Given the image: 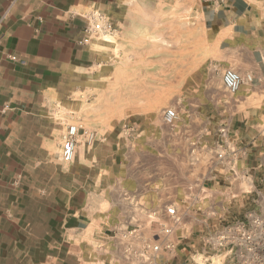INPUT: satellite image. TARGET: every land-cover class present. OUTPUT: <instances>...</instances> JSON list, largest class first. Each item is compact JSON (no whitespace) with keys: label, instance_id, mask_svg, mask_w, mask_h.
Wrapping results in <instances>:
<instances>
[{"label":"crops","instance_id":"obj_1","mask_svg":"<svg viewBox=\"0 0 264 264\" xmlns=\"http://www.w3.org/2000/svg\"><path fill=\"white\" fill-rule=\"evenodd\" d=\"M125 1L0 0V264L133 263L126 260L118 218H102L97 211L101 140L77 146L73 161L63 163L61 122L53 118L70 92L69 81L100 60L95 38L78 44L91 16L100 14L117 25L126 14ZM201 15L215 46L216 66L253 78L210 116L211 124L226 127L228 157L248 176L231 181L228 169L217 166L219 135L207 140L201 170L188 172L167 171L160 151L152 170L140 161L131 169L136 159L126 162L127 151L119 145L139 137H116L117 164L106 178L116 181L118 198L130 194L121 199L130 206L185 208L190 218L174 227L168 237L174 247L162 250L155 264H193L197 254L203 256L199 264H230L231 256L204 248L209 227L198 217L242 221L261 212L264 202V0L204 1ZM219 205L226 207L223 214L215 210ZM241 206L233 215L232 209ZM156 239L135 231L130 245L138 248L141 240Z\"/></svg>","mask_w":264,"mask_h":264},{"label":"rangeland","instance_id":"obj_2","mask_svg":"<svg viewBox=\"0 0 264 264\" xmlns=\"http://www.w3.org/2000/svg\"><path fill=\"white\" fill-rule=\"evenodd\" d=\"M122 5L126 14L120 16V23L115 25L106 17L111 32L95 37L99 62L69 81L70 92L58 102L61 106L53 118L61 122L62 139L68 130H77L78 147L84 145L80 137L83 130L101 140L103 184L98 214L118 218L119 228L135 230L152 240L163 227H172L174 220L163 213V206H130L121 200L130 194L119 198L115 194L117 183L106 176L117 164L116 137H139L119 145L123 153L127 151L126 162L136 159L131 169L140 161L152 170L160 151L165 153L167 171L201 170L207 140L219 135V127L211 124L210 116L229 95L222 86L224 70L215 64V46L201 15L203 0H126ZM166 108L178 112L171 125L162 121ZM192 152L195 156L191 159ZM219 206L214 209L223 214L224 207ZM243 207H234L233 215ZM178 212V216L187 214V209ZM204 216L198 218L209 229L222 225L214 219L205 222ZM189 219L186 215L182 221ZM201 229L207 231L205 226ZM202 259L197 254L192 263L199 264Z\"/></svg>","mask_w":264,"mask_h":264},{"label":"built area","instance_id":"obj_3","mask_svg":"<svg viewBox=\"0 0 264 264\" xmlns=\"http://www.w3.org/2000/svg\"><path fill=\"white\" fill-rule=\"evenodd\" d=\"M205 2H217L220 0H204ZM112 25L106 21L102 15L93 14L91 16V24L84 30V37L78 41L79 45H87L89 42L100 34L111 32ZM11 60H16L14 55H8ZM222 86L225 92L232 96L238 92L243 84L253 81L251 75H241L232 68H227L222 73ZM177 120V111L173 108H166L162 112V121L171 125ZM80 129V128H79ZM219 140L217 143L215 159L217 166L222 170L228 169L231 181L244 182L248 174L241 172L236 167V160L229 158L227 153V130L226 127L220 126L218 129ZM77 130L67 131L63 136L60 152V159L63 163L73 161L75 151L80 143L77 137ZM83 144L90 146L95 139V134L83 130L81 135ZM229 152H234L229 150ZM134 206H142L136 203ZM163 213L172 217L174 220L172 227H163L159 234L152 236L157 238L154 243L148 240H141L138 248L130 245V239L135 237V230H125L123 242L125 244L124 253L126 260L133 262L132 264H155L158 254L162 251L171 250L174 244L168 240V237L174 233V227L179 226L186 214L180 213L175 206L163 207ZM151 216H149L150 218ZM182 239V235L177 237ZM154 240V239H153ZM202 244L207 252H212L214 255H222L230 257V264H264V202L262 210L259 213H250L245 220L231 221L222 223L220 227L210 228L202 237ZM193 261V260H192ZM197 264V263H195Z\"/></svg>","mask_w":264,"mask_h":264}]
</instances>
